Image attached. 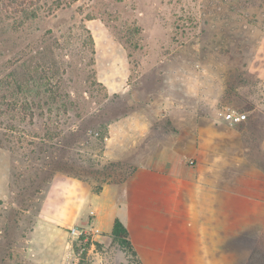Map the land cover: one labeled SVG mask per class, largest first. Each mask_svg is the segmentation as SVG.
Returning a JSON list of instances; mask_svg holds the SVG:
<instances>
[{
    "label": "rangeland",
    "instance_id": "374dc122",
    "mask_svg": "<svg viewBox=\"0 0 264 264\" xmlns=\"http://www.w3.org/2000/svg\"><path fill=\"white\" fill-rule=\"evenodd\" d=\"M228 111L264 129V0H0V264H43L47 241L73 264L79 187L176 154L197 165ZM120 250L133 258L95 236L76 264Z\"/></svg>",
    "mask_w": 264,
    "mask_h": 264
},
{
    "label": "crops",
    "instance_id": "0c3cea01",
    "mask_svg": "<svg viewBox=\"0 0 264 264\" xmlns=\"http://www.w3.org/2000/svg\"><path fill=\"white\" fill-rule=\"evenodd\" d=\"M240 125L217 127L206 143L211 149L189 152L197 165L176 154L139 164L97 193L79 187L89 202L73 223L90 220L99 238L113 235L116 220L124 225L133 258L120 250L111 264H256L264 238V136L259 144L254 136L264 129ZM56 244L43 246V264H67L66 245Z\"/></svg>",
    "mask_w": 264,
    "mask_h": 264
},
{
    "label": "built area",
    "instance_id": "2783aa9c",
    "mask_svg": "<svg viewBox=\"0 0 264 264\" xmlns=\"http://www.w3.org/2000/svg\"><path fill=\"white\" fill-rule=\"evenodd\" d=\"M224 119L232 126L240 125L247 121L246 113L228 111L224 115ZM70 237L73 240L70 247V259L73 264H76L81 259V255L86 249V245L92 243L93 237L96 236V231L93 226H74L69 231Z\"/></svg>",
    "mask_w": 264,
    "mask_h": 264
},
{
    "label": "trees",
    "instance_id": "16d2710c",
    "mask_svg": "<svg viewBox=\"0 0 264 264\" xmlns=\"http://www.w3.org/2000/svg\"><path fill=\"white\" fill-rule=\"evenodd\" d=\"M93 55H94V51L92 50V58H91V66H93L94 64V59H93ZM43 65H46L45 60L43 61ZM35 69H37V65L35 64L33 66ZM47 72V71H45ZM8 86H10V83L7 84ZM16 86V85H15ZM16 92H18L17 94H15V90L13 91L12 97L14 100H17L20 96V94L25 93L22 85H17L16 86ZM27 109L30 110L29 105H26ZM114 238H116L117 240H119L121 242L122 245L128 247L129 249L131 248L130 243L128 241V232L126 230V228L124 227V225L119 221L116 220L115 222V226H114V230H113V235Z\"/></svg>",
    "mask_w": 264,
    "mask_h": 264
},
{
    "label": "clouds",
    "instance_id": "9594fccd",
    "mask_svg": "<svg viewBox=\"0 0 264 264\" xmlns=\"http://www.w3.org/2000/svg\"><path fill=\"white\" fill-rule=\"evenodd\" d=\"M188 91H189V93H192L193 92V88L192 87H189ZM208 103H209V106H210L211 101H208Z\"/></svg>",
    "mask_w": 264,
    "mask_h": 264
}]
</instances>
